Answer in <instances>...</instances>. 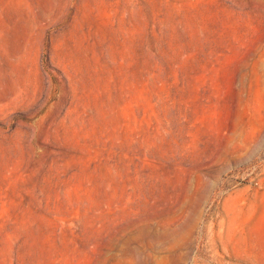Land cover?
<instances>
[{
  "label": "rangeland",
  "instance_id": "374dc122",
  "mask_svg": "<svg viewBox=\"0 0 264 264\" xmlns=\"http://www.w3.org/2000/svg\"><path fill=\"white\" fill-rule=\"evenodd\" d=\"M0 264H264V0H0Z\"/></svg>",
  "mask_w": 264,
  "mask_h": 264
}]
</instances>
